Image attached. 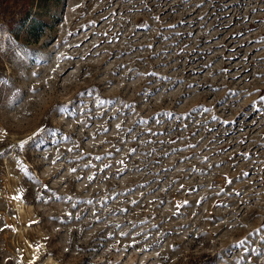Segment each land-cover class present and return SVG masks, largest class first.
Listing matches in <instances>:
<instances>
[{"label":"rangeland","instance_id":"obj_1","mask_svg":"<svg viewBox=\"0 0 264 264\" xmlns=\"http://www.w3.org/2000/svg\"><path fill=\"white\" fill-rule=\"evenodd\" d=\"M48 257L264 264V0H0V264Z\"/></svg>","mask_w":264,"mask_h":264},{"label":"bare ground","instance_id":"obj_2","mask_svg":"<svg viewBox=\"0 0 264 264\" xmlns=\"http://www.w3.org/2000/svg\"><path fill=\"white\" fill-rule=\"evenodd\" d=\"M15 208L19 213H25V209H24V204L21 201H16L15 202ZM28 246H30V249L33 251V253L38 256L39 255V250L37 248H35L29 241H27ZM31 251V252H32ZM46 262L48 264H53L54 260L51 257H48Z\"/></svg>","mask_w":264,"mask_h":264},{"label":"snow or ice","instance_id":"obj_3","mask_svg":"<svg viewBox=\"0 0 264 264\" xmlns=\"http://www.w3.org/2000/svg\"><path fill=\"white\" fill-rule=\"evenodd\" d=\"M117 127H119V126H117ZM38 131H39V132H43L44 130H43V129H39ZM34 135H35V134H34ZM29 139H32V137H30ZM20 147H23V143H21ZM73 171H75V170H73ZM19 198H20V197H16V199H19ZM240 243L242 244L243 241H241Z\"/></svg>","mask_w":264,"mask_h":264}]
</instances>
